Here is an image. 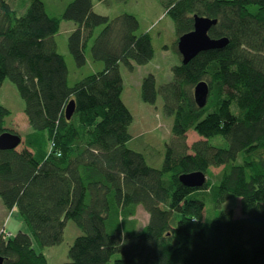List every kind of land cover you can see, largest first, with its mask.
<instances>
[{"label": "trees", "instance_id": "1", "mask_svg": "<svg viewBox=\"0 0 264 264\" xmlns=\"http://www.w3.org/2000/svg\"><path fill=\"white\" fill-rule=\"evenodd\" d=\"M108 1L0 0V91L6 80L17 86L31 130L21 151L0 150L1 204L17 209L28 230L0 236V258L51 264L43 252L63 243L72 221L83 235L62 264H264V0H214L205 12L194 0H160L180 58L179 39L194 30L195 15L217 21L211 39L228 40L181 62L160 91L153 76L144 79L142 101L154 105L160 95L173 118L160 169L129 147L133 116L120 71L122 60L154 58L155 33L138 34L130 13L94 12ZM21 21L32 34L15 40ZM65 21L74 26L73 64L56 40ZM201 83L209 88L204 108L194 98ZM71 101L76 110L67 121ZM11 115L0 104V136L15 134ZM191 131L200 138L192 146ZM195 172L208 179L202 189L180 182ZM230 195L243 200L246 218L215 212ZM139 210L148 217L140 231Z\"/></svg>", "mask_w": 264, "mask_h": 264}, {"label": "rangeland", "instance_id": "2", "mask_svg": "<svg viewBox=\"0 0 264 264\" xmlns=\"http://www.w3.org/2000/svg\"><path fill=\"white\" fill-rule=\"evenodd\" d=\"M214 0H194V6L200 12H205L206 7ZM94 12L98 15L115 19L125 13L133 15L139 23L138 34L146 32L155 33L154 58L146 65H137L131 60H122L120 71L124 82L122 101L133 116V123L129 128L132 140L129 147L143 154L149 166L160 169L165 155V145L171 140L173 118L166 116L164 101L159 95L156 104H146L142 101V83L144 79L153 76L156 89L163 87L174 80L173 69L181 65V58L174 50L175 27L173 22L162 15L160 0H110L107 3L96 2ZM71 22H63L62 31L57 36V44L61 55H64L69 64L71 56L68 52V34L73 30ZM31 31L24 21H21L12 33L15 40H23L31 36ZM157 35V36H156ZM0 104L12 113L7 120L9 130L18 134L22 141L31 132L24 114V102L17 86L6 80L0 91ZM188 144L199 141L198 135L191 131L187 134ZM23 144L17 148L21 151ZM221 169H212V174H218ZM208 181V179H207ZM232 211L236 219L246 218L243 211V200L230 195L225 202L215 211ZM208 206L204 211L207 223H211ZM139 231L145 227L147 215L138 211ZM19 232L28 233L17 209L8 213L0 200V236L5 240L13 239ZM82 231L70 221L64 232V241L58 247L46 248L44 255L51 264H62L68 261L70 247L75 240L82 236Z\"/></svg>", "mask_w": 264, "mask_h": 264}, {"label": "water", "instance_id": "3", "mask_svg": "<svg viewBox=\"0 0 264 264\" xmlns=\"http://www.w3.org/2000/svg\"><path fill=\"white\" fill-rule=\"evenodd\" d=\"M217 25L216 20L207 17L194 16V30L179 39L177 50L182 57V64L187 65L199 54L211 50L223 49L228 45V40H214L209 36L210 30ZM209 88L206 83L199 84L194 91V98L199 108H204L207 104ZM76 105L71 101L66 107L65 118L70 121L75 113ZM22 144V139L15 134L4 133L0 136V150H17ZM180 182L190 189H202L207 183V177L202 172L185 174L180 177ZM0 264L4 260L0 258Z\"/></svg>", "mask_w": 264, "mask_h": 264}, {"label": "crops", "instance_id": "4", "mask_svg": "<svg viewBox=\"0 0 264 264\" xmlns=\"http://www.w3.org/2000/svg\"><path fill=\"white\" fill-rule=\"evenodd\" d=\"M3 86H4V85H3ZM2 88H3V87H2ZM1 90H2V89H1ZM26 119H27V118H26ZM21 145H22V144H21ZM21 145H20V146H21Z\"/></svg>", "mask_w": 264, "mask_h": 264}, {"label": "bare ground", "instance_id": "5", "mask_svg": "<svg viewBox=\"0 0 264 264\" xmlns=\"http://www.w3.org/2000/svg\"><path fill=\"white\" fill-rule=\"evenodd\" d=\"M65 111H66V109H65Z\"/></svg>", "mask_w": 264, "mask_h": 264}]
</instances>
